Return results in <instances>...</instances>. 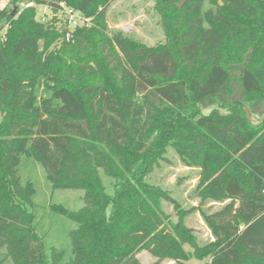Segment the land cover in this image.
Returning <instances> with one entry per match:
<instances>
[{
  "label": "trees",
  "instance_id": "trees-1",
  "mask_svg": "<svg viewBox=\"0 0 264 264\" xmlns=\"http://www.w3.org/2000/svg\"><path fill=\"white\" fill-rule=\"evenodd\" d=\"M30 1L90 22L60 31L21 0L0 6V264H62L28 209L24 156L44 165L54 189L85 192L79 211L53 206L78 224L68 264H142L144 251L155 264H185L186 245L206 264H264V118L251 123L245 111L264 101V0H155L166 42L149 48L109 31L114 0ZM205 34L224 41L226 68L213 66L201 82L185 74L176 48ZM115 40L140 53L130 91ZM247 75L258 89L247 88ZM213 99L219 106L205 113ZM170 149L199 170L197 210L212 236L204 246L185 225L190 212L150 181ZM210 201L224 206L207 212ZM165 202L179 208L178 222Z\"/></svg>",
  "mask_w": 264,
  "mask_h": 264
},
{
  "label": "rangeland",
  "instance_id": "rangeland-1",
  "mask_svg": "<svg viewBox=\"0 0 264 264\" xmlns=\"http://www.w3.org/2000/svg\"><path fill=\"white\" fill-rule=\"evenodd\" d=\"M182 6L185 1H182ZM0 5L12 7L10 0H0ZM21 8L33 6L37 9V20L43 22L56 21V28L60 31L69 25L68 10L55 12L48 6H36L30 0H21ZM155 0H114L108 12V25L110 32L121 31L133 42L143 44L146 47H155L166 42V36L161 16L155 9ZM206 7H210L206 3ZM217 35L205 34L194 39L189 44L178 46L177 52L184 60L185 74L198 78L201 82L207 80L213 66L225 65V43L218 41ZM121 54L125 69V90L130 91L135 85V66L140 53L132 51L129 44L115 40ZM246 86L249 90L258 89L257 82L250 76L246 77ZM241 89L236 87L234 98L241 99ZM47 89L40 90L39 97H51ZM219 100L213 99L210 105L205 104L204 112L208 113L211 108L219 106ZM251 115L252 123L264 118V101L246 105ZM246 111V110H245ZM247 114V113H246ZM1 121V115H0ZM18 175L22 185H32L34 193L32 204L28 207L34 214L35 225L38 232L45 237V249L49 256L53 251L62 253V264H68L74 259L71 233L78 228V224L71 218L53 209V206H62L70 211H79L84 205L85 192L83 190L54 189L47 177L44 165L34 158L22 157ZM102 182L108 194H114V180L100 170ZM199 180V170L185 166L180 157L173 150H169L167 160L162 162L150 176V181L160 185L169 195L176 200L178 206L189 211L185 219V225L192 229L200 246L206 245L211 240V232L203 221L202 215L197 210L201 201L197 197L196 188ZM224 204L208 202L203 206L207 212L220 210ZM164 211L171 217L173 222H178L179 212L174 206L165 202ZM190 254V260L185 264H206L209 259L197 260L193 256V249L185 246ZM142 264H155L157 259L149 252L138 255ZM159 264H176L172 261H162Z\"/></svg>",
  "mask_w": 264,
  "mask_h": 264
},
{
  "label": "built area",
  "instance_id": "built-area-1",
  "mask_svg": "<svg viewBox=\"0 0 264 264\" xmlns=\"http://www.w3.org/2000/svg\"><path fill=\"white\" fill-rule=\"evenodd\" d=\"M67 15L69 17V25L73 29L77 28L78 26L89 24L90 22L89 19H85L79 12L68 10Z\"/></svg>",
  "mask_w": 264,
  "mask_h": 264
},
{
  "label": "water",
  "instance_id": "water-1",
  "mask_svg": "<svg viewBox=\"0 0 264 264\" xmlns=\"http://www.w3.org/2000/svg\"><path fill=\"white\" fill-rule=\"evenodd\" d=\"M182 4H183V3H180V4H179V7H180V8L182 7ZM221 4H222V3H221ZM245 110H246L247 117H248L249 121L252 123L253 121H252V118H251V115H250L249 111H248L247 109H245Z\"/></svg>",
  "mask_w": 264,
  "mask_h": 264
},
{
  "label": "crops",
  "instance_id": "crops-1",
  "mask_svg": "<svg viewBox=\"0 0 264 264\" xmlns=\"http://www.w3.org/2000/svg\"><path fill=\"white\" fill-rule=\"evenodd\" d=\"M1 6V8H4L2 5H0Z\"/></svg>",
  "mask_w": 264,
  "mask_h": 264
}]
</instances>
